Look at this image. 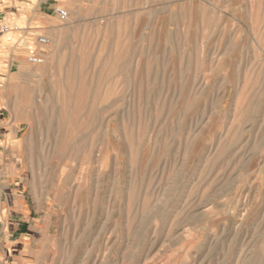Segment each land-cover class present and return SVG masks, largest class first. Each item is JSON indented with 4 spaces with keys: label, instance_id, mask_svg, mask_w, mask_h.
<instances>
[{
    "label": "rangeland",
    "instance_id": "374dc122",
    "mask_svg": "<svg viewBox=\"0 0 264 264\" xmlns=\"http://www.w3.org/2000/svg\"><path fill=\"white\" fill-rule=\"evenodd\" d=\"M57 7L0 86V264H264V0Z\"/></svg>",
    "mask_w": 264,
    "mask_h": 264
},
{
    "label": "crops",
    "instance_id": "0c3cea01",
    "mask_svg": "<svg viewBox=\"0 0 264 264\" xmlns=\"http://www.w3.org/2000/svg\"><path fill=\"white\" fill-rule=\"evenodd\" d=\"M59 3L60 0H0V24H6L10 29V32L2 38L0 45V69L4 71L0 72V76L3 77V80H0L2 82L0 86L5 83L8 86L12 76L20 74L27 57L40 56L44 52L37 41L40 37H54L56 28L53 11ZM2 100V95H0V107H2ZM8 119L10 118L5 112H0V129L3 122ZM2 133L11 135L14 132L5 129ZM12 148L17 150L19 147L17 143H12ZM1 149L0 146V152H3L4 150ZM2 159L3 156H0V160ZM6 197L11 203L16 200V198L13 199L10 189L7 190ZM16 204L18 207L12 212L17 214L6 215L2 230L4 232L7 224L10 225L11 230L8 234L14 233L22 236V242H24L29 231L28 221L23 204L17 200ZM10 243L13 246L19 244L18 241L17 244Z\"/></svg>",
    "mask_w": 264,
    "mask_h": 264
},
{
    "label": "built area",
    "instance_id": "2783aa9c",
    "mask_svg": "<svg viewBox=\"0 0 264 264\" xmlns=\"http://www.w3.org/2000/svg\"><path fill=\"white\" fill-rule=\"evenodd\" d=\"M147 4L149 5H156L160 2V0H146ZM54 15L60 20V21H66L68 18V13L61 9V8H55L54 9ZM10 32L9 27L6 24H0V45L2 42V38ZM49 39L45 37H40L37 41L38 45L41 47H46L49 45ZM44 60L41 56H29L26 58V63L31 66H38L43 64Z\"/></svg>",
    "mask_w": 264,
    "mask_h": 264
},
{
    "label": "bare ground",
    "instance_id": "6f19581e",
    "mask_svg": "<svg viewBox=\"0 0 264 264\" xmlns=\"http://www.w3.org/2000/svg\"><path fill=\"white\" fill-rule=\"evenodd\" d=\"M41 47V46H40Z\"/></svg>",
    "mask_w": 264,
    "mask_h": 264
}]
</instances>
